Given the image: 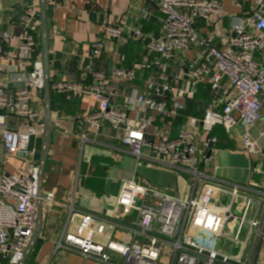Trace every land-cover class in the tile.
<instances>
[{
  "label": "built area",
  "instance_id": "obj_1",
  "mask_svg": "<svg viewBox=\"0 0 264 264\" xmlns=\"http://www.w3.org/2000/svg\"><path fill=\"white\" fill-rule=\"evenodd\" d=\"M30 1L18 19L22 33L0 31V126L4 147L7 156L24 153L26 161L15 174L0 180V255L4 260L0 264L21 261L37 226V152L30 149V143L33 137L41 138L44 130L43 115L32 104L33 92L43 89L44 70L37 55L41 47L39 0ZM57 1L46 0L53 4ZM224 1L159 0L162 35L147 46L149 52L157 54L159 68L165 70L159 63L162 58L179 55L186 59L189 49H204L197 59L189 61L191 91L174 97L170 108L155 100L154 95L161 90L153 81L147 82L149 95L134 90L125 98L130 110L142 114L134 122L115 107L116 82L131 83L136 78L135 68H149L147 63L135 64L131 69H114L109 74L96 69L95 60L105 52L107 41L123 38L121 24H105L103 41L91 47V86L52 82L53 95L77 94L95 99L98 108L84 119L89 135L107 121L120 130L121 144L138 163L145 159L193 175L190 193L183 198L135 179L124 181L117 210L110 217L73 204L56 250H75L85 261L95 264H255L264 244V185L226 183L209 176L206 169H219L214 164V148L208 156L209 147L217 142L212 136L217 127L232 134L242 125L243 149L254 156L262 150L251 130L262 123L264 139V0H229L248 18L232 23L227 48L219 49L213 40L201 36L196 23L203 20L214 24V35L221 38L217 26L225 16ZM142 11L146 15V10ZM258 52L262 54L257 58ZM223 77L228 87L222 86ZM17 83L21 86L14 88ZM200 83L210 84L221 103L210 104L201 119H191L189 128L174 138L156 131L155 118L165 117L171 126L185 109L183 98L193 96ZM10 89L14 92L9 93ZM170 91L175 93L168 85L162 87V92ZM10 116L22 118L24 126L10 127ZM197 126L208 137L204 149L198 145ZM89 135H83V142L89 140ZM153 135L158 143L152 140ZM47 200L53 202L54 195L48 194ZM121 229L132 234L131 240H116L115 234Z\"/></svg>",
  "mask_w": 264,
  "mask_h": 264
},
{
  "label": "crops",
  "instance_id": "obj_2",
  "mask_svg": "<svg viewBox=\"0 0 264 264\" xmlns=\"http://www.w3.org/2000/svg\"><path fill=\"white\" fill-rule=\"evenodd\" d=\"M30 0L0 1V31L13 34L22 33L19 17L24 13ZM39 21H40V4ZM225 16L217 26L221 38L214 35V24H207L203 20L196 23V29L205 39L219 49L227 48L231 37V25L239 19H247L242 10L224 1ZM146 10V15L142 10ZM49 52L51 63V80L53 82H79L84 87L93 83V73L90 66L89 52L93 44L103 41L105 24L119 25L124 31L121 39L108 40V46L100 58L95 60L97 70L109 74L114 69H131L135 64L147 63L149 68H135L136 78L133 82H116L117 97L115 107L125 113L131 121L141 117L138 111L130 110L125 98L136 90L141 94H148L147 82L158 84L161 91L154 95L157 102H165L171 107L174 97L181 92H189L191 82L187 77L189 61L204 53L203 48L193 47L187 52L186 59L175 55L170 59L159 60L165 67L159 68L158 56L149 52L148 44L161 38V13L159 0H58L56 4L47 3ZM15 24V25H12ZM135 32H139L136 35ZM262 52L256 53L258 58ZM42 61L41 47L37 53ZM125 56L121 60V56ZM161 76H164L163 80ZM3 74H0V80ZM221 84L228 87V80L223 77ZM168 85L175 91L162 92V87ZM14 85V88L20 87ZM210 84L200 83L191 97L183 98L186 104L181 116L172 120L158 116L155 118V130L169 138L176 137L181 130L188 129L191 119H201L205 110L213 102L221 103L219 95L208 89ZM13 88V89H14ZM13 89L9 93H13ZM33 106L44 115V102L33 92ZM264 98V97H263ZM187 102V103H186ZM191 102L190 106L188 105ZM98 104L92 97H82L77 94H54L53 114L56 130L53 134L51 150L45 173L44 189L47 194L54 195V201H44V226L41 237L36 245L32 264H95L92 260L85 261L75 250L61 248L56 250L61 239L68 217L69 208L75 207L84 211L110 217L117 205V199L124 181L135 179L141 184L158 187L172 196L186 197L193 184V175L184 170H172L161 164L149 160L138 163L129 150L121 144L120 130L112 124L103 126L89 135L88 126L84 119L96 111ZM10 127L22 128L24 120L17 116H10L7 120ZM263 124L260 123L251 130L253 139L257 140L261 152L250 155L242 147L244 127L239 125L232 134L217 127L212 136L217 139L214 148V164L221 161L218 171L206 169L209 176L226 183L246 186L250 183L264 185V139L261 137ZM88 134L89 140L83 142V135ZM198 145L204 149V142L208 138L196 127ZM156 143L159 139L152 136ZM41 138L33 137L30 149L39 152ZM36 154V153H35ZM149 153H146L148 156ZM219 158V161H218ZM35 160V158H34ZM38 164V162L35 160ZM26 165L21 156H7L3 140V128L0 126V180ZM201 170H204L203 164ZM116 240L129 241L132 234L125 230H118ZM102 241V240H101ZM37 248V249H36ZM4 260L0 255V263ZM7 264V262H4ZM255 264H264V244Z\"/></svg>",
  "mask_w": 264,
  "mask_h": 264
},
{
  "label": "water",
  "instance_id": "obj_3",
  "mask_svg": "<svg viewBox=\"0 0 264 264\" xmlns=\"http://www.w3.org/2000/svg\"><path fill=\"white\" fill-rule=\"evenodd\" d=\"M40 4V42H41V53L42 63L44 70V86L41 91L38 92V96L43 99L44 102V115H43V134L41 136L40 150L35 154L34 158L38 162V198H37V222L34 235L26 249L21 261L18 264H26L28 259L31 257L38 241L41 237L44 224V201L48 198V194L44 189L45 173L47 168V162L51 150L53 134L56 130V125L53 120V114L57 112L53 109L54 95L51 91V63H50V52H49V31H48V15H47V2L46 0H39ZM37 58V56L35 55ZM106 126L109 124L107 121L104 123ZM213 145L209 147L208 156L211 154ZM19 156L25 158V154L21 153ZM249 251V247L245 251V256L242 262L246 260V254Z\"/></svg>",
  "mask_w": 264,
  "mask_h": 264
},
{
  "label": "trees",
  "instance_id": "obj_4",
  "mask_svg": "<svg viewBox=\"0 0 264 264\" xmlns=\"http://www.w3.org/2000/svg\"><path fill=\"white\" fill-rule=\"evenodd\" d=\"M125 57V56H124ZM208 89L209 90H211V87L210 86H208ZM187 103V102H186ZM189 103V102H188ZM190 104H192L191 102L188 104L189 106H190ZM185 109H186V104H185ZM185 109H184V111H185ZM183 112V111H182ZM181 112V113H182ZM181 113H180V115H179V117L181 116ZM37 249V248H36ZM35 253H36V250H35V252H34V254L32 255V259H31V261L28 263V264H32L33 263V261H34V255H35Z\"/></svg>",
  "mask_w": 264,
  "mask_h": 264
},
{
  "label": "rangeland",
  "instance_id": "obj_5",
  "mask_svg": "<svg viewBox=\"0 0 264 264\" xmlns=\"http://www.w3.org/2000/svg\"><path fill=\"white\" fill-rule=\"evenodd\" d=\"M218 161H219V158H218ZM219 164L222 165V164H221V161L219 162ZM219 164L217 163V167H220ZM132 220H133V219H132Z\"/></svg>",
  "mask_w": 264,
  "mask_h": 264
}]
</instances>
